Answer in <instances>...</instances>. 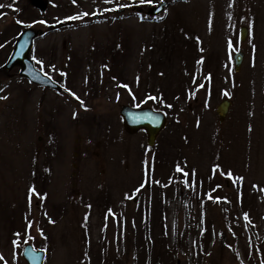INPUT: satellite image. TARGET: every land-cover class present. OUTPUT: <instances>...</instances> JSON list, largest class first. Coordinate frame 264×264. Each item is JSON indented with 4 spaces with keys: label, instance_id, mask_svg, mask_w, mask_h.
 <instances>
[{
    "label": "rangeland",
    "instance_id": "374dc122",
    "mask_svg": "<svg viewBox=\"0 0 264 264\" xmlns=\"http://www.w3.org/2000/svg\"><path fill=\"white\" fill-rule=\"evenodd\" d=\"M162 3L0 0V264H264V0ZM29 29L60 90L4 71ZM125 106L167 115L153 147Z\"/></svg>",
    "mask_w": 264,
    "mask_h": 264
},
{
    "label": "water",
    "instance_id": "95a60500",
    "mask_svg": "<svg viewBox=\"0 0 264 264\" xmlns=\"http://www.w3.org/2000/svg\"><path fill=\"white\" fill-rule=\"evenodd\" d=\"M166 6L167 3H162L158 7L150 9L147 14L151 17H157L164 11ZM62 26L63 24L51 26L50 30H54L55 28L59 29ZM247 33L248 29L242 27L241 41H245ZM40 35H42V32L37 33L31 29L26 30L19 38L13 56L4 66V70L10 71L14 65L20 64L22 66L21 76L32 84L46 88L60 89V85L49 76L41 73L29 57L33 49L34 41H36ZM243 57L244 54L242 52L235 54L234 62L236 71H239ZM230 106L231 103L228 100H224L218 106L217 115L221 121L226 119ZM120 115L123 119L125 131L129 134L145 131L148 136L147 143L151 147L155 145L158 135L167 122V115L163 111L155 110L150 107L135 108L125 106L121 109ZM22 255L28 264H44V251L35 250L31 244L24 247Z\"/></svg>",
    "mask_w": 264,
    "mask_h": 264
},
{
    "label": "snow or ice",
    "instance_id": "6c2138e0",
    "mask_svg": "<svg viewBox=\"0 0 264 264\" xmlns=\"http://www.w3.org/2000/svg\"><path fill=\"white\" fill-rule=\"evenodd\" d=\"M73 2H75V0H73ZM106 3H110L112 2V0H105ZM163 2V0H161V3ZM140 3L143 4V3H149L151 4L152 3V0H140ZM125 5H120V7H124ZM0 7H3V5H0ZM9 7H11V5H9ZM85 15H87V13H85ZM78 17H71V19H77ZM162 18V17H161ZM43 23V22H41ZM229 48L231 49L232 48V44L231 42H229ZM202 62V61H201ZM37 63H40V61H37ZM209 79H210V76H209ZM126 87V86H125ZM201 87H203V85H201ZM225 95H227V93H225ZM149 99H156L155 97H149ZM171 107V106H169ZM177 171H181V169L179 167H177ZM185 176H187V173H185ZM229 176H231V173H229ZM139 191V190H137ZM34 193V189H30V194H29V199L31 201V197H32V194ZM211 198V197H210ZM245 219L248 220V216L247 214H245ZM29 227H31V225H29ZM3 257H0V260H2Z\"/></svg>",
    "mask_w": 264,
    "mask_h": 264
},
{
    "label": "trees",
    "instance_id": "16d2710c",
    "mask_svg": "<svg viewBox=\"0 0 264 264\" xmlns=\"http://www.w3.org/2000/svg\"><path fill=\"white\" fill-rule=\"evenodd\" d=\"M158 99V98H157ZM157 100H155V101H151L150 103L151 104H153L154 106L153 107H155V108H157V109H162V105L160 104L161 103V100L160 101H157ZM204 233V232H203ZM206 234V233H205Z\"/></svg>",
    "mask_w": 264,
    "mask_h": 264
},
{
    "label": "flooded vegetation",
    "instance_id": "af4514ba",
    "mask_svg": "<svg viewBox=\"0 0 264 264\" xmlns=\"http://www.w3.org/2000/svg\"><path fill=\"white\" fill-rule=\"evenodd\" d=\"M56 30H58V29H56ZM21 35H22V34H20V36H21ZM20 36H19V38H20ZM41 36H42V35H40V37H41ZM40 37H39V38H40ZM19 38H18V40H19ZM39 38H38V39H39ZM18 40H17V41H18ZM17 41L15 42L14 47H13L12 51L10 52V57H12V55H13V53H14V49H15V46H16ZM36 86H37V85H36Z\"/></svg>",
    "mask_w": 264,
    "mask_h": 264
}]
</instances>
